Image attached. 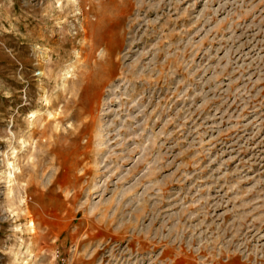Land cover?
Here are the masks:
<instances>
[{"label":"rangeland","instance_id":"rangeland-1","mask_svg":"<svg viewBox=\"0 0 264 264\" xmlns=\"http://www.w3.org/2000/svg\"><path fill=\"white\" fill-rule=\"evenodd\" d=\"M0 264H264V0H0Z\"/></svg>","mask_w":264,"mask_h":264},{"label":"bare ground","instance_id":"bare-ground-1","mask_svg":"<svg viewBox=\"0 0 264 264\" xmlns=\"http://www.w3.org/2000/svg\"><path fill=\"white\" fill-rule=\"evenodd\" d=\"M8 165H9L10 167H12V169L9 171V177L12 178V177L15 176V173H16V171L18 170V168L15 167V166L13 165V162L10 161V160H8ZM9 192H10V193L12 192V188L10 189Z\"/></svg>","mask_w":264,"mask_h":264}]
</instances>
